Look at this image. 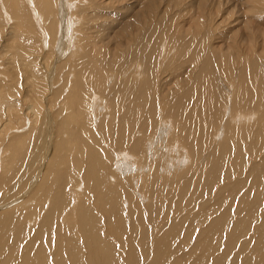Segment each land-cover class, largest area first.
<instances>
[{"label":"bare ground","instance_id":"obj_1","mask_svg":"<svg viewBox=\"0 0 264 264\" xmlns=\"http://www.w3.org/2000/svg\"><path fill=\"white\" fill-rule=\"evenodd\" d=\"M222 3L0 0V264H264V39Z\"/></svg>","mask_w":264,"mask_h":264},{"label":"rangeland","instance_id":"obj_2","mask_svg":"<svg viewBox=\"0 0 264 264\" xmlns=\"http://www.w3.org/2000/svg\"><path fill=\"white\" fill-rule=\"evenodd\" d=\"M235 3L237 6L234 8ZM238 3H240L241 5L239 6ZM253 5H254V3L252 2V0H229V3H227V4L222 3L221 7L215 8L214 12L219 13L221 18L225 17V20H227L226 22H229V21L231 23L234 22L233 27H235V28H233L231 26L233 29L231 27H229V28L222 31L225 33V39H226V42H222V43H235V41H236L235 38L237 36L235 34L237 32V29L241 30L239 35H241L243 33V34H247L249 36V38H247L245 42L252 43L254 41L253 43H261L260 42L261 39H264V23H261L259 25L258 30L252 32L253 35L250 34L251 30H249V28H245V27L243 28L242 26H238L237 24H235V21L238 18L239 14L241 16H243L245 13H247L249 11L250 7ZM240 10H243V11L239 12ZM132 14H133V10H131V15ZM253 15H257V14H253Z\"/></svg>","mask_w":264,"mask_h":264}]
</instances>
